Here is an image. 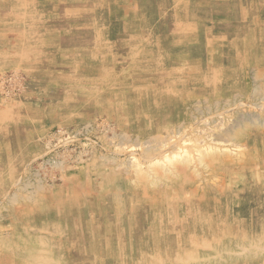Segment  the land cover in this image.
<instances>
[{"label":"rangeland","instance_id":"374dc122","mask_svg":"<svg viewBox=\"0 0 264 264\" xmlns=\"http://www.w3.org/2000/svg\"><path fill=\"white\" fill-rule=\"evenodd\" d=\"M0 264H264V0H0Z\"/></svg>","mask_w":264,"mask_h":264},{"label":"bare ground","instance_id":"6f19581e","mask_svg":"<svg viewBox=\"0 0 264 264\" xmlns=\"http://www.w3.org/2000/svg\"><path fill=\"white\" fill-rule=\"evenodd\" d=\"M117 9H118V8H117ZM208 149H209V148H208ZM203 152H204V151H203ZM203 152H202V153H203ZM211 154H212V153H211ZM213 154H214V153H213ZM208 156H209V155H208ZM211 156H212V155H211ZM211 158H212V157H211ZM262 158H263V157H262ZM201 159H202V158H201ZM201 159H200V160H201ZM208 159H209V158H208ZM213 159H214V158H213ZM202 161H203V160H202ZM262 167H263V166H262ZM248 172H249V171H248ZM235 173H236V172H235ZM236 174H237V173H236ZM142 177H143V176H142ZM216 183H217V182H216ZM221 183H222V181H221ZM247 183H248V182H247ZM247 183H246V184H247ZM244 184H245V183H244ZM206 186H207V185H206ZM210 186H211V185H210ZM232 190H234V189H232ZM175 194H176V193H175ZM175 194H174V195H175ZM177 198H178V197H177ZM137 201H138V200H137ZM24 246H25V245H24ZM26 247H27V246H26ZM21 248H22V247H21ZM197 250H198V249H197ZM212 250H213V249H212ZM21 251H22V250H21ZM180 252H181V251H180ZM39 253H40V252H39ZM177 253H178V252H177ZM177 255H178V254H177ZM52 260H53V259H52ZM158 260H159V259H158ZM57 263H58V262H57Z\"/></svg>","mask_w":264,"mask_h":264}]
</instances>
